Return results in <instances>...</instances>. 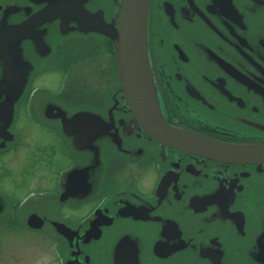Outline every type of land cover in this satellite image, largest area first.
Wrapping results in <instances>:
<instances>
[{"label": "flooded vegetation", "instance_id": "flooded-vegetation-1", "mask_svg": "<svg viewBox=\"0 0 264 264\" xmlns=\"http://www.w3.org/2000/svg\"><path fill=\"white\" fill-rule=\"evenodd\" d=\"M124 3L0 0V110L23 85L0 127V264H264V162L141 122L104 33ZM148 52L168 130L264 144V0H149Z\"/></svg>", "mask_w": 264, "mask_h": 264}, {"label": "water", "instance_id": "water-1", "mask_svg": "<svg viewBox=\"0 0 264 264\" xmlns=\"http://www.w3.org/2000/svg\"><path fill=\"white\" fill-rule=\"evenodd\" d=\"M149 0H125L117 27L104 33L115 49L116 70L125 98L135 115L157 136L182 148L206 153L212 157L236 161L264 162V144L236 146L215 144L208 139L186 132H174L161 121L156 91L151 75L148 52ZM23 85L1 88L7 101L1 104L0 127H9L13 119L14 104Z\"/></svg>", "mask_w": 264, "mask_h": 264}, {"label": "rangeland", "instance_id": "rangeland-1", "mask_svg": "<svg viewBox=\"0 0 264 264\" xmlns=\"http://www.w3.org/2000/svg\"><path fill=\"white\" fill-rule=\"evenodd\" d=\"M53 84V83H52ZM52 84H50V85H52ZM54 86V85H53ZM54 88H56V86L54 87ZM20 123H22V124H19V127H20V129H21V131L20 132H27V129H26V126H25V124L23 123V121H21ZM35 133V132H34ZM36 137H35V139H38V136H40L39 134H36L35 135ZM42 137V136H41ZM38 141H41L40 139L38 140ZM30 153V150H22L21 152H20V154H19V156H18V164H21L23 161H24V158H25V155H28Z\"/></svg>", "mask_w": 264, "mask_h": 264}]
</instances>
